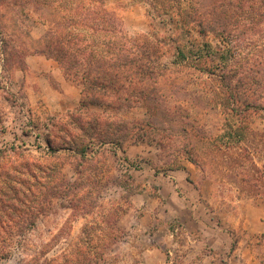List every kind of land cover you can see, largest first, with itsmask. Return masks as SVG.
Instances as JSON below:
<instances>
[{
  "label": "trees",
  "instance_id": "16d2710c",
  "mask_svg": "<svg viewBox=\"0 0 264 264\" xmlns=\"http://www.w3.org/2000/svg\"><path fill=\"white\" fill-rule=\"evenodd\" d=\"M135 1L146 8L148 34L127 35L106 0H38L46 28L30 49L1 38L7 61L18 53L57 62L66 80L79 85L80 98L65 114L67 123H52L58 130L56 140L46 137L47 152L33 154L16 144L0 149V260L22 245L39 216L66 201L86 222L63 254L64 262L57 257L46 262L106 264L104 249L120 233L118 211L99 206L105 220L99 223L92 193L84 191L101 180L84 169H91L97 148L105 145L154 144L159 159L172 169L183 168L182 157L196 169L188 181L201 194L209 184L208 196L221 205L243 197L264 199V129L251 126L264 110V42L254 37L264 32V0ZM157 24L174 33L160 34ZM192 31L202 41L195 52L184 51L179 40ZM209 35L218 42L213 45ZM244 38L257 48L251 58V52L242 51ZM167 45L175 51L169 63L160 60ZM173 74L180 81H173ZM169 79L167 89L162 83ZM91 107L106 111L98 114ZM134 107L144 109V117L117 116ZM62 150L77 160L73 179L57 161ZM112 178L116 184L133 181L129 173Z\"/></svg>",
  "mask_w": 264,
  "mask_h": 264
},
{
  "label": "rangeland",
  "instance_id": "374dc122",
  "mask_svg": "<svg viewBox=\"0 0 264 264\" xmlns=\"http://www.w3.org/2000/svg\"><path fill=\"white\" fill-rule=\"evenodd\" d=\"M106 7L118 15L127 35L151 31L142 3L106 0ZM45 12L38 0H0V40L9 37L14 46L29 50L46 28L42 18ZM53 13L59 15L57 9ZM157 27L160 34L174 33L163 24ZM254 37L264 42V32ZM207 40L213 45L218 42L212 35ZM179 41L184 51L195 52L202 39L192 31ZM241 45L244 53L251 52L248 58L257 53L248 39L244 38ZM161 48L160 60L169 63L175 55L174 47ZM19 55L12 53L7 61L0 41V149L16 144L33 154L47 152L45 139L49 136L56 140L58 130L52 123H67L65 114L78 105L64 108L63 96L79 98V85L67 80L70 91L64 92L55 78L63 76L57 62L39 54ZM181 77L188 81L184 75ZM178 78L173 74L171 79L180 81ZM171 79L162 83L167 89ZM91 109L98 114L106 111L102 107ZM144 115L140 107L122 109L117 114L123 119H140ZM251 126L264 129V110L253 117ZM60 143L58 139L54 142ZM56 155L60 156L57 161L65 177L75 178L74 156L63 150ZM179 160L183 168H170L159 159L157 147L147 142L129 140L122 149L107 145L97 148L91 169L84 172L96 174V180H101L92 184L93 192L84 191L92 193L99 223L105 221L100 207L116 208L120 230L116 242L104 249L105 263L264 264V199L243 197L221 205L208 196L209 184L204 185L201 194L188 181V177L195 178L196 169L182 157ZM260 164L264 169V158ZM127 173L133 179L131 183H114L112 176L121 178ZM208 200L210 204L206 205ZM85 222L86 218L74 213L66 201H58L50 212L39 216L23 236L22 245L14 247L0 264H50L46 260L56 257L58 263H63V254L76 241Z\"/></svg>",
  "mask_w": 264,
  "mask_h": 264
},
{
  "label": "crops",
  "instance_id": "0c3cea01",
  "mask_svg": "<svg viewBox=\"0 0 264 264\" xmlns=\"http://www.w3.org/2000/svg\"><path fill=\"white\" fill-rule=\"evenodd\" d=\"M62 75V74H61ZM56 80L57 82L59 83V86L60 88L64 91V92H67V91H70V90H67L69 89V85H70V82H68L63 76L62 77H58L56 75ZM71 89V88H70ZM71 91H74V94L75 95V90H71ZM77 93L79 94V92L77 91ZM64 94V93H63ZM80 95V94H79ZM65 98H63V107L68 109V108H71L72 106H76L78 103H79V98L78 96L74 97V99L72 98H69L67 97L65 94L64 96ZM76 98V99H75Z\"/></svg>",
  "mask_w": 264,
  "mask_h": 264
}]
</instances>
